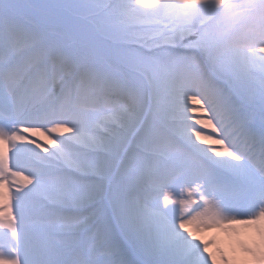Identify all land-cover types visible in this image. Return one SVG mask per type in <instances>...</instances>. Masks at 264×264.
Masks as SVG:
<instances>
[{
  "label": "snow or ice",
  "instance_id": "snow-or-ice-1",
  "mask_svg": "<svg viewBox=\"0 0 264 264\" xmlns=\"http://www.w3.org/2000/svg\"><path fill=\"white\" fill-rule=\"evenodd\" d=\"M210 230L264 264V0H0V264H235Z\"/></svg>",
  "mask_w": 264,
  "mask_h": 264
},
{
  "label": "bare ground",
  "instance_id": "bare-ground-1",
  "mask_svg": "<svg viewBox=\"0 0 264 264\" xmlns=\"http://www.w3.org/2000/svg\"><path fill=\"white\" fill-rule=\"evenodd\" d=\"M209 233L210 231L201 233L202 238L209 239ZM246 238V239H244ZM250 238L251 241L255 239L254 235L252 233H247L244 236L241 237V239H244L245 241ZM214 243L212 246H216L217 244L221 246L226 252H228L231 256L235 258V264H243V261L245 260L244 255L239 251L238 246L236 245L235 238L230 237L228 234L223 237L219 236L218 234L213 239Z\"/></svg>",
  "mask_w": 264,
  "mask_h": 264
}]
</instances>
